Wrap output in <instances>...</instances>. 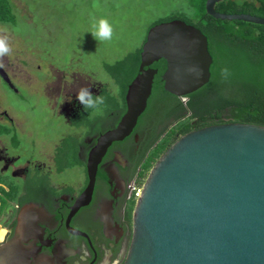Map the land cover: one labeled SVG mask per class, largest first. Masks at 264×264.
I'll return each mask as SVG.
<instances>
[{"label":"water","instance_id":"1","mask_svg":"<svg viewBox=\"0 0 264 264\" xmlns=\"http://www.w3.org/2000/svg\"><path fill=\"white\" fill-rule=\"evenodd\" d=\"M219 1L206 0V13L264 25V17L216 11ZM159 59L166 62L164 90L184 102L209 81L212 58L197 27L180 19L151 26L127 87L125 112L89 150L88 183L78 204L90 197L107 148L128 136L145 110L157 72L151 64ZM0 77L17 91L3 67ZM5 244L6 235L0 264L13 257L2 251ZM122 264H264V125L213 124L176 139L146 176Z\"/></svg>","mask_w":264,"mask_h":264},{"label":"flooded vegetation","instance_id":"2","mask_svg":"<svg viewBox=\"0 0 264 264\" xmlns=\"http://www.w3.org/2000/svg\"><path fill=\"white\" fill-rule=\"evenodd\" d=\"M58 84L53 103L51 93H44L51 115L68 127L58 140L47 148L30 138L16 148L0 137V173L18 183L16 200L10 201L0 215V241L6 235L1 249L13 256L8 264H122L132 237L134 207L129 209V183L135 177L136 160L150 132V120L141 118L144 110L132 132L107 148L97 165L90 197L78 204L88 183L89 150L118 119L113 113H93L92 121L83 124L86 112L75 94L80 87H89L96 95L100 84L75 79L67 88L61 85V77ZM3 121L18 126L2 110ZM168 123H174V118L160 124L157 131ZM69 136L75 144L70 155L62 151Z\"/></svg>","mask_w":264,"mask_h":264},{"label":"trees","instance_id":"3","mask_svg":"<svg viewBox=\"0 0 264 264\" xmlns=\"http://www.w3.org/2000/svg\"><path fill=\"white\" fill-rule=\"evenodd\" d=\"M206 0H183L179 7L164 15L157 16L148 29L160 22L180 19L197 27L207 39V48L211 55L209 81L187 95L184 102L163 88L161 75L166 68L164 59L151 64L157 69L153 77L151 94L145 111L150 120V132L143 141L140 155L136 160L134 174L142 177L149 172L162 153L183 134L204 126L228 122L253 123L264 125V25L243 20H221L205 11ZM11 0H0V23L14 24L16 15ZM215 10L222 13H247L264 17V0H221L215 4ZM146 31V33H147ZM131 49L113 62L103 61V67L112 82L97 81L100 84L98 94L106 97L103 113H113L120 117L126 109L125 94L127 87L138 73L140 53L145 41ZM228 69V76L221 75V69ZM61 69V68H60ZM65 70V68H62ZM72 70H81L73 66ZM119 87L117 95L111 92V85ZM93 112L85 113L83 124H89ZM174 118L160 131L157 127ZM0 137L7 138L14 147L22 143L17 128L10 123L0 122ZM66 141V140H65ZM62 151L74 152L72 138H67ZM74 164L73 160H69ZM0 215L10 201L16 200L17 180L8 174L0 173ZM135 201L130 202V210Z\"/></svg>","mask_w":264,"mask_h":264},{"label":"rangeland","instance_id":"4","mask_svg":"<svg viewBox=\"0 0 264 264\" xmlns=\"http://www.w3.org/2000/svg\"><path fill=\"white\" fill-rule=\"evenodd\" d=\"M182 1L11 0L16 22L0 27H7L13 48V54L3 59V68L17 91L0 77V111L18 124L21 143L34 138L49 148L65 131L66 124L51 115L44 94L51 93L53 103L60 77L67 88L75 79L112 82L103 61L113 62L138 47L150 23ZM91 16L112 24L110 42H98L87 32ZM73 66L81 71L72 70Z\"/></svg>","mask_w":264,"mask_h":264},{"label":"clouds","instance_id":"5","mask_svg":"<svg viewBox=\"0 0 264 264\" xmlns=\"http://www.w3.org/2000/svg\"><path fill=\"white\" fill-rule=\"evenodd\" d=\"M7 32V27H0V68L4 67L3 59L13 54V48L9 43ZM87 32L98 42H110L114 36L112 24L104 17L91 16ZM228 74L227 68L221 69L222 76L226 78ZM111 92L113 95H117L119 92V87L114 82L111 85ZM75 96L85 112L91 110V112L96 114L103 113V106L106 105V97L104 95H94L89 87H80ZM67 99L70 101L71 97Z\"/></svg>","mask_w":264,"mask_h":264},{"label":"built area","instance_id":"6","mask_svg":"<svg viewBox=\"0 0 264 264\" xmlns=\"http://www.w3.org/2000/svg\"><path fill=\"white\" fill-rule=\"evenodd\" d=\"M145 179H146L145 176L138 177L137 175H135V177L129 183V193H130L131 198L135 202L139 197L141 189L143 188Z\"/></svg>","mask_w":264,"mask_h":264}]
</instances>
